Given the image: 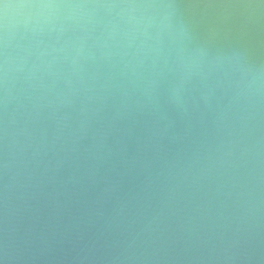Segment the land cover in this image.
Returning <instances> with one entry per match:
<instances>
[{"label":"water","instance_id":"obj_1","mask_svg":"<svg viewBox=\"0 0 264 264\" xmlns=\"http://www.w3.org/2000/svg\"><path fill=\"white\" fill-rule=\"evenodd\" d=\"M0 264H264V0H0Z\"/></svg>","mask_w":264,"mask_h":264}]
</instances>
